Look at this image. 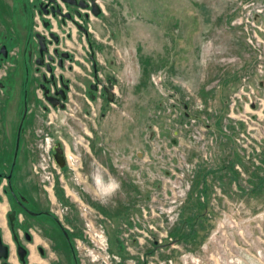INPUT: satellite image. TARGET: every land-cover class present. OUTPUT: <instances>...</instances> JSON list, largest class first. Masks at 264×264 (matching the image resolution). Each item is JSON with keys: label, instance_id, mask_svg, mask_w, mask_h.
Instances as JSON below:
<instances>
[{"label": "rangeland", "instance_id": "1", "mask_svg": "<svg viewBox=\"0 0 264 264\" xmlns=\"http://www.w3.org/2000/svg\"><path fill=\"white\" fill-rule=\"evenodd\" d=\"M13 1L0 0L2 32H18L19 21H24L21 6H12ZM97 1L101 14L91 15L87 27L98 76L104 84L114 86V99L109 102L99 95L95 101L90 100L87 91L93 71L84 35L72 21L66 20L62 26L58 19L46 16L62 38L59 49L70 50L75 58L72 63L66 61V66H72L70 71L66 67L62 72L55 65L56 72L64 73L71 82L69 101L65 110L51 109L45 118L40 79L34 72L35 65L30 67L26 60L31 79L27 84L30 99L22 144V154L27 158L25 162L20 159L16 168L20 188L40 198L42 188L37 179L45 174L39 167L40 174H35L34 165L38 161L40 166V156H49L39 133L46 127L45 121L51 119L49 134L65 142L70 160L83 162V168L75 171L83 173L72 174L65 169L61 172L63 178L69 177V185L75 190L77 186L86 189L81 190L83 199L75 192L63 195L59 174L48 160V171L56 180L51 199L70 203L77 241L83 237L91 241L93 237L84 231L88 220L83 216L88 219L90 215L91 219L103 213L95 222L92 220L95 227L102 225L104 230L103 243L99 244L101 238L94 236L103 248L78 241L79 254L87 263L104 264L101 259L106 256L104 248L109 238L110 252L121 259L116 263L112 258L113 264H139L127 259L138 257V252L149 247L148 236L154 229L147 225L149 220L153 222L142 215L141 208L147 210L152 199L161 212L162 233L166 229L168 237L177 240L183 250L200 258L186 264H211L205 259L203 245L207 242L212 246L213 241L221 239L218 234L211 237L220 212L238 220L237 228L226 233L229 238L224 242L229 251L233 252V243L240 251H244L243 245L249 249L263 246L264 0ZM43 18L33 8L34 32L42 29ZM68 30L71 39L66 38ZM20 43L13 64L17 91L24 76L20 53L24 41ZM5 103L2 100L0 104V146L5 142L4 118L13 116L11 126L7 124L9 146L5 151L0 149V157L9 165L20 104L17 100L16 109L6 114ZM82 175L87 177L84 184L83 179L70 183L76 179L74 176ZM2 197L6 202L0 204L7 212L9 204L5 195ZM174 212L177 214L170 225ZM4 222L10 236L6 215ZM0 228L5 238V228ZM135 228L144 232H136ZM134 236L138 244L130 246ZM168 237H163L162 246L157 248L159 256L185 264L177 259L178 249L171 248ZM245 241L249 245L243 244ZM95 257L98 261L88 260Z\"/></svg>", "mask_w": 264, "mask_h": 264}, {"label": "flooded vegetation", "instance_id": "2", "mask_svg": "<svg viewBox=\"0 0 264 264\" xmlns=\"http://www.w3.org/2000/svg\"><path fill=\"white\" fill-rule=\"evenodd\" d=\"M81 0H76L78 3ZM86 4L85 7H81L79 5H70L64 0H16L15 5L19 4L22 8V17L25 22H27V33L24 36V43L23 47L20 50L21 57H22V66H23V79L21 80L20 86L17 91L16 86V70L13 69L14 62L17 61V42L16 44L14 40L19 38L18 32L15 33V31L10 32H0V50L3 46H5V53L6 56L4 57L3 54H0V104L2 100L6 101V107L9 111L14 108L16 109L17 100H19V121L16 127V130L14 132V139H13V149H12V156L11 160L8 165V161L3 160L2 157H0V202L5 201L4 197H2V194L5 195L7 202L9 204V209L6 212V206L4 204H0V225L5 228V238L3 229L1 230V236L3 242L8 246V259L6 260L9 264H90L87 263L85 258H82L78 251V241H81L83 243H86V245L92 246L90 240H87L85 237L79 238L77 241V234L76 231L78 230L76 227H73L72 225L75 224V222H71L72 219H75L72 217L73 209L70 207L69 202H63L58 201L57 199L53 201L51 199V194L55 195L56 190V180L54 179L53 174L48 171L49 170V161L53 162L54 165L52 167H58L61 172L62 170L68 169L71 170L67 163H66V145L65 142L63 143L62 140H59L54 138V135L49 134L48 131V124H52V120L45 121L46 127L42 129L40 135V142L42 143V146H44L45 153L49 156H40V166H38V161H36L34 168H35V174H40L37 168L43 169L42 172H44L45 175L41 176L39 175L37 181L39 182V185L41 186L40 190V198L37 199L33 197L31 194L25 193L20 186L17 183V173L16 168L18 165V161L22 159V161L25 162L26 155L22 154V144L25 138V119L28 114V107H29V90L27 88V84L29 82L30 73L28 74V68L26 66V60L30 64V67L35 65L34 72L39 76V82L38 86L41 89L43 102L41 103L42 110L44 111V117L48 118L50 116L51 109L55 110L56 112H60V110L66 109V104L69 101V92H70V80L66 78L64 73H58L56 72L55 65L63 72L66 67L70 71L72 70V66H66V61L72 63L74 61L73 52H71L68 49H59L60 42L62 41V38L56 29H54V26L52 27V23L50 20L43 19L42 22L43 29L42 31H38L35 29V32L33 31V25H32V10L35 8L37 10V14L45 15L47 17H51L54 19H58L62 26H65L66 20H70L74 23L76 28L84 35L85 40L88 44V56L92 64V71H93V81L89 83L87 95L89 96L90 100L95 101L96 97L101 95L102 97H105L107 100V94L104 90L105 87L108 85H112L110 82H107V84H104L101 79L98 76V68L96 64V60L91 59V55L94 57V45L90 41L89 37V28L87 27V21L91 20V15L96 16L93 14L91 6L92 2L91 0H83ZM18 2V3H17ZM94 2L98 5L100 8V5L98 4L97 0H94ZM42 6H46V10H48V13L46 14L41 10ZM53 6L55 9L59 8L61 10L62 14H70L71 18L63 17L61 15L56 14L55 16L52 15V12L50 10V7ZM101 10V8H100ZM76 11L80 13V15L76 14ZM102 11V10H101ZM101 14V13H100ZM99 14V15H100ZM81 19V22L79 23L78 20L75 19ZM45 22L48 24L45 25ZM80 27H83L86 29L87 34H85ZM44 29H47V32L44 31ZM36 32H39L40 34L44 35L46 38V42L48 44L50 54L54 56L55 60L53 63H51L53 67L52 74L54 75L55 79V85L52 84V82H49L45 84L46 88L48 89L49 95H55L56 90L61 89L63 87V84L68 85V89L65 90L66 99L62 100L60 96V101L64 104V108H61L59 105L52 106L45 98L44 91L41 88L40 84L42 81V75H45V77L49 80L51 77V73H48L46 71L45 65H38L36 64L37 59V52H38V44L37 40L34 37V34ZM15 33V34H14ZM54 33L58 36V43H54L53 39L51 38L50 34ZM35 38V39H34ZM66 38L71 39V33L68 30L66 33ZM11 43V47H8V44ZM50 46H53L50 49ZM57 48L59 53L66 52L68 53L67 57H60V55H54L53 50ZM62 58V67L58 66L59 59ZM44 62H50L48 61L46 55H44ZM43 68L45 70H43ZM31 83L33 81L31 80ZM95 84L96 89H91V85ZM18 93V95H17ZM112 95L114 99V86L112 85ZM3 96V97H2ZM18 98V99H17ZM112 99V100H113ZM108 101V100H107ZM111 102V101H109ZM14 111V110H13ZM12 111V114H14ZM88 114V110H85V115ZM13 115H8V119L4 118L5 123V130L6 133L4 134V145L2 144L0 146V149L5 151L7 150L9 146V133L7 129L8 126H11V119ZM21 123V134L18 141V150L16 157L14 159V151L16 146V140H17V133L18 129ZM52 136V137H51ZM56 137V136H55ZM51 138L52 141H51ZM8 141V144H7ZM56 142H59L61 144V147L63 149V157L65 161V167L60 168L58 164L55 161V158L53 156V147ZM46 147V149H45ZM70 147V146H69ZM33 149V148H32ZM49 160V161H48ZM21 161V162H22ZM2 166H8L7 170H3ZM80 169L83 168V162H80ZM71 172V171H70ZM83 173V171H80V174ZM94 174V172H92ZM59 177V176H58ZM78 177L77 180L74 179L75 183L80 182L82 179V182H86V176ZM93 175L91 176V178ZM69 177L64 178L63 181H59L62 183L60 187L63 189V195L68 197L71 193L75 192V194L78 196V198L83 199L84 195L81 190L85 191V186H77L76 190L71 188L69 185ZM95 182V178L93 180ZM64 183V184H63ZM4 184V185H3ZM51 184H53L51 186ZM78 188V189H77ZM69 190V191H68ZM58 201V202H57ZM6 202V201H5ZM81 202V201H80ZM81 204H83L81 202ZM61 211L59 214L58 212ZM6 213V214H5ZM81 215H86L85 213L80 212ZM6 215L7 218V225L9 227V235L6 227V223L4 222V216ZM103 215V213H102ZM101 213L92 215L90 219H87L86 216H83L85 218V221L88 220L91 222L93 229H96L93 225V221L95 222V219L102 216ZM75 216V215H74ZM107 216V215H106ZM66 217V218H65ZM65 218V220H63ZM93 218V219H92ZM93 220V221H92ZM73 223V224H72ZM100 225V223H99ZM102 226V225H101ZM80 237V236H79ZM4 238V239H3ZM10 238V243H6L7 239ZM6 240V242L4 241ZM131 244L130 246H136L137 240L135 237H132L130 239ZM93 243V242H92ZM106 252L108 254V257L106 258L107 262L106 264H113L114 260H112L113 255L110 252L111 247V241L108 238ZM13 248V250H12ZM85 248V246L83 247ZM86 249V248H85ZM107 249L109 251H107ZM13 251V252H12ZM87 251V249H86ZM13 255V256H12ZM140 252H138V257H128L129 261H137L139 264H143L142 261L139 260ZM11 257L14 258V260H11ZM100 259V258H99ZM88 260H95L98 261V258H92ZM121 259L118 258L116 263H120ZM2 260L0 259V264Z\"/></svg>", "mask_w": 264, "mask_h": 264}, {"label": "built area", "instance_id": "3", "mask_svg": "<svg viewBox=\"0 0 264 264\" xmlns=\"http://www.w3.org/2000/svg\"><path fill=\"white\" fill-rule=\"evenodd\" d=\"M41 15V14H39ZM44 18L46 19L45 15H43ZM43 19L40 20L41 25L43 22ZM43 29V27H42ZM38 31H42L40 29H36ZM64 143V142H63ZM46 149V147H45ZM256 153H259V150H256ZM256 153H253L255 155H257ZM248 157V156H247ZM71 156L67 155L66 152V163L68 165V167L71 169L72 174H78L79 172H75L77 169H79L80 164H77V162H75V160H70ZM52 165H54L53 162H51ZM187 167H189V165H187ZM236 168L241 171V167L239 165L236 166ZM54 169L56 170V173L59 174V179L60 181H63V174L61 173V170L58 167H54ZM80 174V173H79ZM244 174L241 173V176H243ZM76 179L79 176H74ZM95 178V177H94ZM97 181V179H96ZM99 182V180L97 181ZM53 184H51L52 186ZM201 200H205L204 196L201 195ZM173 201H171L173 204H175V198L172 199ZM214 201V203H211V205H215L216 201L215 198L213 197L211 199V201ZM223 206V205H222ZM235 206V205H234ZM84 207V206H83ZM218 204L216 205V208H218ZM148 210V211H147ZM147 210H145L143 207L141 208V213L142 215L146 218L148 215V218H150L153 222V224H150V220H149V224L147 225L149 228H153L154 231L151 232V235L148 236V249L145 251H141L140 255H139V260L142 261L143 264H176L175 263V259L168 257V258H161L159 256V252L157 251L158 247L162 246V238L163 237H168V235L166 234L167 231L166 229L164 230V233H162L161 231V224H160V220H161V216H160V210H158V207L156 206V204L153 202V199L151 200V202L148 204L147 206ZM223 210V209H221ZM220 210V211H221ZM85 211V208H84ZM236 211L238 212V209H236ZM206 212V210H205ZM258 213V212H257ZM176 212L172 213L171 218H170V225L173 224L175 217H176ZM206 214V213H205ZM259 215H261V213H258ZM257 215V214H256ZM217 225L215 226V228H213L211 237L218 234L221 239L217 241V239L215 241H213V245L209 246L206 243H204L203 245V250H205V259L208 262H211V264H264V245L261 246H257L254 245L253 248H247L246 246H241L242 249L244 251H240V250H235L234 247H238L237 243H233V252L229 251V247L228 245H226V243L224 242L225 239H228L229 237H227L226 233L230 232L231 230H234L235 228H237L238 226V220L236 217L234 216H229V215H225L224 213L220 212V217L217 221ZM85 233L90 237L91 235L93 237H91V241L93 242L94 245H96L97 247L99 246V244L103 243L101 241H103V228L100 226V228H96L93 229L92 224L90 221H88L87 223H85ZM159 228V230H158ZM134 230H136V232H144L139 231L137 228H135ZM134 232V231H131ZM237 233H238V229H237ZM97 238H101L99 244L97 242V240H95V237ZM137 240V244H138V237L134 236ZM169 242L171 244V248H176L178 250H176V253H178L177 255V259L181 260L183 263H188V260H197V262L199 261L200 258H197V256H195L194 254H192L189 250H183L180 247V244H178L177 240H174L172 238V236L168 237ZM249 241H245L243 244L249 245L248 243ZM136 244V245H137ZM105 245L107 247V243L105 242ZM106 247L104 249H106ZM209 247H211V251L209 250ZM100 249H102L103 247H100ZM194 255V256H193ZM108 257V254L106 253V256L104 258H102L101 260L103 261L104 264H106L107 260L106 258ZM112 258L118 260V257L116 256H112ZM207 262V263H208ZM130 263H135V261H130Z\"/></svg>", "mask_w": 264, "mask_h": 264}, {"label": "water", "instance_id": "4", "mask_svg": "<svg viewBox=\"0 0 264 264\" xmlns=\"http://www.w3.org/2000/svg\"><path fill=\"white\" fill-rule=\"evenodd\" d=\"M67 3H69L70 5H79L81 7H85L86 4L84 3L83 0L79 1L78 3L76 2V0H64ZM92 2V12L94 15L98 16L101 13L100 8L98 7V5L94 2V0H91ZM41 10H43V12H45L46 14L48 13V10H46V6H42ZM50 10L52 12V15L55 16L56 14L61 15L63 17H67V18H71L70 14H62L61 10L59 8H54L53 6L50 7ZM76 14L80 15V13L78 11H76ZM44 21V20H43ZM48 23L45 22V25H47ZM80 29L87 34V31L85 28L80 27ZM51 38L53 39L54 43H58V36L55 35L54 33L50 34ZM34 37L37 40V44H38V52H37V59H36V64L38 65H45L46 67V71L48 73H51V77L48 80L45 75H42V83L40 84L41 88L44 91V96L46 98V100L52 105V106H56L59 105L61 108H64V104L60 101V98L62 100L66 99V94H65V90L68 89V85L67 84H63V87L61 89L56 90L55 95H49L48 94V89L46 88L45 84L52 82V84L55 85V79H54V75L52 74L53 72V67L51 65V63L54 62L55 58L54 56H52L50 54V50L48 47V44L46 42V38L44 37V35L40 34L39 32H36L34 34ZM0 54H3V56H6L5 53V46H3L0 50ZM53 54L54 55H60V57H67L68 53L63 52V53H59L58 49L55 48L53 50ZM44 55H46L48 61L50 62H44ZM91 59H94V57L91 55L90 57ZM58 66L62 67V58L59 59L58 62ZM91 89H96V85L92 84L91 85ZM106 94H107V100L108 101H112L113 99V95H112V85H108L107 87L104 88ZM60 96V98L58 97ZM184 109H187V105L184 104ZM20 134H21V123L18 129V133H17V140H16V146H15V151H14V159L16 157L17 154V150H18V141L20 138ZM172 143H175V140H172ZM53 156L55 158L56 163L58 164V166L60 168L65 167V161H64V157H63V149L61 147V144L59 142H56L54 147H53ZM0 259L2 260L1 264H9L6 260L8 259V246L3 242L2 240V236H1V230H0Z\"/></svg>", "mask_w": 264, "mask_h": 264}, {"label": "crops", "instance_id": "5", "mask_svg": "<svg viewBox=\"0 0 264 264\" xmlns=\"http://www.w3.org/2000/svg\"><path fill=\"white\" fill-rule=\"evenodd\" d=\"M15 2H16V0H14ZM13 1V2H14ZM15 5V3L12 5V6H14ZM20 22V30L18 31V34H19V38L18 39H16V40H14L15 42H17V45H19V43L21 42H23L24 41V36L26 35V33H27V22H25V21H19ZM0 24H1V22H0ZM3 25H4V27H6L5 25V22H3ZM6 31V30H5ZM15 31V33L17 32L16 30H14ZM0 32H1V26H0ZM7 32V31H6ZM9 32H10V30H9ZM13 32V31H12ZM14 33V34H15ZM20 43V44H21ZM125 149H126V147H124ZM4 239V238H3ZM6 242V241H5Z\"/></svg>", "mask_w": 264, "mask_h": 264}, {"label": "bare ground", "instance_id": "6", "mask_svg": "<svg viewBox=\"0 0 264 264\" xmlns=\"http://www.w3.org/2000/svg\"><path fill=\"white\" fill-rule=\"evenodd\" d=\"M71 155V154H70Z\"/></svg>", "mask_w": 264, "mask_h": 264}, {"label": "trees", "instance_id": "7", "mask_svg": "<svg viewBox=\"0 0 264 264\" xmlns=\"http://www.w3.org/2000/svg\"><path fill=\"white\" fill-rule=\"evenodd\" d=\"M204 213V212H203Z\"/></svg>", "mask_w": 264, "mask_h": 264}]
</instances>
